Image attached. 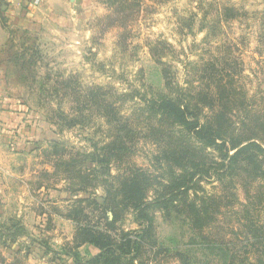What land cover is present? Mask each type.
<instances>
[{"label": "trees", "instance_id": "1", "mask_svg": "<svg viewBox=\"0 0 264 264\" xmlns=\"http://www.w3.org/2000/svg\"><path fill=\"white\" fill-rule=\"evenodd\" d=\"M106 3L110 11L138 6L135 0ZM223 13H216L218 21ZM168 47L162 41L149 45L164 92L151 86L126 93L105 87L79 92L68 88L69 79L54 83L66 89L63 96L73 98L69 114L59 107L51 110L63 128L88 124L96 116L107 130L89 153H67L50 143L55 170L68 174L69 192L87 195L100 187L103 192L57 213L75 227L68 249L62 250L72 264H148L164 254L179 264H264L259 218L264 209V111H250L223 59L204 62L196 86L172 82L162 61ZM53 89L50 96L62 98ZM125 102H132L129 113L123 111ZM142 142L155 150L149 168L130 161ZM206 179L218 182V193L200 187ZM238 186L244 202L237 198ZM126 215L135 230L121 227ZM157 215L167 234H160Z\"/></svg>", "mask_w": 264, "mask_h": 264}, {"label": "rangeland", "instance_id": "2", "mask_svg": "<svg viewBox=\"0 0 264 264\" xmlns=\"http://www.w3.org/2000/svg\"><path fill=\"white\" fill-rule=\"evenodd\" d=\"M135 1L137 7L122 11H110L106 0L86 3L76 18L71 14L72 27L48 25L32 33L14 27L0 46V261L21 251L15 264L27 258L72 264L62 250L71 243L75 227L54 221L51 215L61 218L57 213H66L74 201L103 194L101 187L87 195L71 193L68 174L55 170L51 142L67 153H89L107 132L96 116L88 124L63 128L51 110L59 107L69 114L73 98L63 96L66 89L54 86L55 81L69 79L68 88L79 92L105 87L126 93L150 86L164 92L161 68L149 54V45L162 41L170 46L162 51V61L172 82L193 81L196 86L202 64L223 59L233 87L243 93L250 111H264V0ZM224 9L228 10L223 13ZM27 62L31 65L24 69L21 64ZM53 87L62 98L50 96ZM123 105L129 113L132 102ZM154 152L150 143H139L130 161L149 168ZM217 183L206 179L199 185L205 192L218 193ZM236 190L239 202H244L241 186ZM252 216L257 222V211ZM259 218L264 223V209ZM156 219L160 234H167L159 215ZM121 227L136 229L130 215ZM79 252L83 255L84 248ZM166 256L148 264H179ZM249 257L253 262L257 254Z\"/></svg>", "mask_w": 264, "mask_h": 264}, {"label": "crops", "instance_id": "3", "mask_svg": "<svg viewBox=\"0 0 264 264\" xmlns=\"http://www.w3.org/2000/svg\"><path fill=\"white\" fill-rule=\"evenodd\" d=\"M99 0H0V46L3 45L9 36L12 28H20L27 33L39 32L48 25H56L58 28L66 26L72 27L73 13L79 14L84 10V5L97 3ZM1 183V182H0ZM0 185V189H1ZM1 191V190H0ZM3 203V201H0ZM2 206H0L1 209ZM62 224L69 223L67 220L53 217ZM1 218V216H0ZM18 251L4 257L0 264H15ZM18 264H45L40 261H34L32 258L20 261Z\"/></svg>", "mask_w": 264, "mask_h": 264}]
</instances>
